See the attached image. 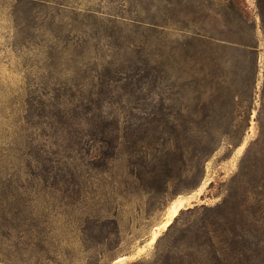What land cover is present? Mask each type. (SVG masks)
Here are the masks:
<instances>
[{
  "label": "rangeland",
  "instance_id": "rangeland-1",
  "mask_svg": "<svg viewBox=\"0 0 264 264\" xmlns=\"http://www.w3.org/2000/svg\"><path fill=\"white\" fill-rule=\"evenodd\" d=\"M58 1L66 7L37 11L38 34L33 38L26 20L35 12L16 7V0H0V148L6 153L0 171L18 180V189L10 192L14 198L5 206L19 213L20 234L31 246L28 256H35L28 264H164L167 257L182 253L186 242H202L204 222L218 218L230 195L246 209L253 236L264 238L263 184H246L245 178L248 191L242 194L237 188L241 160L264 126L261 29L253 76L249 60L198 42L190 45L180 30L182 23L163 29L142 24L151 0ZM247 3L255 14L256 0ZM86 10L102 13L104 25L93 24L91 18H85L89 25H82ZM109 16H116L114 24L107 21L113 19ZM63 24L69 25V33ZM143 57L150 73L128 77L124 69L139 65ZM113 67L123 71L114 91L105 86L104 110L116 114L121 128L212 130L204 139L218 146L200 177L180 166L169 181L163 169L153 175L149 166L130 163L141 155L153 158L151 147L143 145V153L130 159L124 143L112 170L101 181L93 180L80 201L43 180L45 163L36 152L50 147L56 135L54 129L35 126L38 118L31 112L38 103L32 99L90 94L99 88L93 83ZM84 82L89 84L82 87ZM241 128L247 130L239 144H228L226 134L234 136ZM179 200L183 205L165 225ZM96 209H109L118 229L99 230L87 222L84 212Z\"/></svg>",
  "mask_w": 264,
  "mask_h": 264
},
{
  "label": "trees",
  "instance_id": "trees-1",
  "mask_svg": "<svg viewBox=\"0 0 264 264\" xmlns=\"http://www.w3.org/2000/svg\"><path fill=\"white\" fill-rule=\"evenodd\" d=\"M16 2V7H23L30 13L35 12L31 18L32 22L26 20L31 25L33 38L38 34L34 21L39 17V9L43 12L55 5L66 7L58 0ZM147 10L150 14L140 20L142 24L151 29H163L182 23L180 30L190 45L198 42L216 52L221 50L249 60L248 63L253 66L251 73L256 76L259 59L258 29H261L264 37V0H256L255 14L249 10L247 0H151ZM256 15L259 16V23ZM83 17L81 24L84 26L89 25V20L86 22L85 18L93 19V24L99 26L105 22L102 13L96 10H86ZM109 17L113 19L107 21L114 24L116 16ZM63 25L66 31L69 25ZM67 31L69 33L70 28ZM141 61L139 65L130 64L124 69V73L128 77L141 71L149 74L148 60L143 57ZM122 71L117 67L107 68L99 81L93 83L94 87L99 86L98 90L90 94H58L32 99H36L38 103L34 112H31L32 116L38 118V121L34 122L35 126L54 129L56 135L55 142L50 147L41 146L36 152L45 163L43 180L59 191L75 194L70 197L77 196L76 202L81 200L82 193L87 191L93 180L101 181L104 175L112 170L114 162L124 153L120 148L124 143L128 146L130 159L143 153V145L151 147L154 151L153 158L148 159L141 155L130 163L142 167L149 166V172L153 175L163 169L168 181L173 178V172L179 166L183 172L195 171L200 177L204 162L218 146L214 140L204 139V136L211 135L212 131L206 128L173 126L144 131L131 127L121 128L116 114L104 110V99L108 97L104 91L110 87L115 90L114 84L119 81ZM88 84L84 82L80 85L83 87ZM112 90L107 92L112 93ZM262 96L264 98V85ZM30 106L34 107L32 101ZM246 130L247 128L238 129L234 136L226 134L228 144L237 146ZM164 135L170 138L161 139ZM5 156V149L1 147L0 160H4ZM240 169L237 188L242 194L248 191L245 178L246 184L252 181L264 186L263 125L260 126L259 137L247 148ZM133 173V170L129 171V174ZM8 177L0 171V264H28L34 255L28 256L30 243L20 234L19 213L5 206L9 197H13L10 192L18 189V180ZM155 180L154 176L152 182ZM230 199H227L229 204L221 209L216 220L204 222L203 234L200 235L203 237L201 243L186 242L183 252L167 257L164 264H264V238L253 236L246 209ZM84 213L85 220L96 229L104 230L111 226H114L115 230L118 229V220L109 209L89 210ZM172 225L173 223L169 228ZM48 260L57 263L53 258Z\"/></svg>",
  "mask_w": 264,
  "mask_h": 264
},
{
  "label": "bare ground",
  "instance_id": "bare-ground-1",
  "mask_svg": "<svg viewBox=\"0 0 264 264\" xmlns=\"http://www.w3.org/2000/svg\"><path fill=\"white\" fill-rule=\"evenodd\" d=\"M183 205V200H179L176 204H174L171 208V215L169 217V219L165 222V225L170 224V222L172 221V218L174 216H176V214L178 213V210L181 208V206Z\"/></svg>",
  "mask_w": 264,
  "mask_h": 264
}]
</instances>
